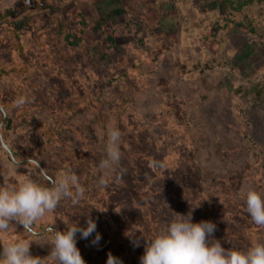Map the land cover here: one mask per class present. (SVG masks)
Here are the masks:
<instances>
[{
  "label": "rangeland",
  "instance_id": "rangeland-1",
  "mask_svg": "<svg viewBox=\"0 0 264 264\" xmlns=\"http://www.w3.org/2000/svg\"><path fill=\"white\" fill-rule=\"evenodd\" d=\"M94 1L32 0L25 7L23 0H0V106L11 127L2 128L4 136L19 158L40 159L51 178H58L51 172L57 160L49 156L57 153L64 161L58 165L70 162L86 189L78 204L64 199L34 225L45 239L31 243L30 253L54 264L46 243L52 233L44 229L64 231L74 222L86 227L91 217L101 239L86 264H107L109 253L123 264H141L145 239L189 211L193 222L216 225L212 238L225 249L264 243V228L252 222L244 196L250 188L264 192V28L257 18L261 33L251 32L235 8L253 5L249 11L257 14L264 0H190L184 7L167 0L158 8L143 0L134 25L87 15L89 31H127L122 47L98 49L93 34L87 45L77 16ZM105 1L112 0L99 4ZM215 4L227 15L208 18L201 36L191 34L188 18L199 30L198 7L207 11ZM184 31L193 40L181 46ZM68 32L83 43L68 46ZM18 96L29 102L17 108ZM110 126L122 133V157L103 173L98 165ZM26 177L38 180L39 172L31 165L12 172L0 156V184L7 178L14 187ZM29 239L13 222L0 235V253L9 242ZM91 241L77 236L82 257Z\"/></svg>",
  "mask_w": 264,
  "mask_h": 264
},
{
  "label": "clouds",
  "instance_id": "clouds-1",
  "mask_svg": "<svg viewBox=\"0 0 264 264\" xmlns=\"http://www.w3.org/2000/svg\"><path fill=\"white\" fill-rule=\"evenodd\" d=\"M13 3H17V0H13ZM23 3L25 7H31L32 0H23ZM28 102L27 97L18 96L15 105L21 108ZM6 111L0 106V112ZM5 119L0 116V156L5 157L10 171L17 172L18 168L24 167L23 159L17 156L10 140L4 137L2 125ZM121 136L118 128L109 127L105 156L98 165L101 172L108 173L120 165ZM40 161L36 158L28 160V164L38 170V180L26 177L13 187L4 178L3 184H0V235L7 233L15 222L22 225L24 232L32 238L3 245L0 264H46L45 257L30 253L31 243L41 244L40 241L45 239L34 225L42 221L47 213L53 212L62 200L70 199L76 205L84 197L86 189L71 167H66L58 178H51L47 168L40 167ZM42 180L50 186L41 183ZM99 184H106L104 177L100 178ZM244 196L246 211L252 222L264 228V192L250 188ZM96 228L97 224L91 217L87 218L86 227L74 222L70 226L66 225L64 231H54L53 225H48L44 231L52 233V236L46 241L51 246L47 257L54 264H86L77 247V233L82 239H88L95 232L91 243L97 245L101 236ZM215 231L216 225L211 221L193 222L192 211L187 214L176 213L164 230L150 240L145 239L141 264H264V243H254L246 251L225 249L219 240L212 238ZM135 243L138 246V241ZM107 264L123 262L109 253Z\"/></svg>",
  "mask_w": 264,
  "mask_h": 264
},
{
  "label": "crops",
  "instance_id": "crops-1",
  "mask_svg": "<svg viewBox=\"0 0 264 264\" xmlns=\"http://www.w3.org/2000/svg\"><path fill=\"white\" fill-rule=\"evenodd\" d=\"M148 1L150 3L149 6L150 7L153 6L155 8H158L160 6V3L161 4L162 3L165 4L167 2V0H148ZM179 1L181 3H184L182 5L183 7L185 6V3L186 4H190L191 3L190 0H179ZM99 2H100V0H95L92 4L88 5V8L87 9L86 8L85 9H81V10L79 9L80 11L77 12V16L78 17H81V22H82V24H80L81 25V29H82L81 31H84V32L86 31L87 32V34L85 33V35L83 36V38L86 36L84 39H87V45L90 46V44L88 43V41L91 40V35L93 34V36H92L93 40L96 43H98V46L96 45L97 46V49L100 46H102V44L103 45H106L107 44L110 48L111 47H118V46L119 47H122L123 44H124V41L122 40V36H123L122 35V32H127L123 28V26H118V27L117 26H113V27L110 26L108 28V31L109 32H105L106 30L105 31H100V29H96L97 32L96 31H89V27L87 29L86 23H88L87 25H90V22H86L85 16L90 15V16H94V17L100 18L101 16H104V15L107 16V14H108V15L112 16V19H111L110 22L113 25H118V23H119L120 20L122 21L121 22V25L123 23H125L127 25H130V24H133L132 16H134L137 13V10L139 8V5L143 2V0H112L109 4H106L108 1L107 2L105 1V3H102V4H99ZM239 3L240 4H238L237 7H235V8L240 13V16H241L240 18L243 19V21L245 22V20L243 18V15H242V12L243 11L241 10L242 9L241 8V5L242 6L245 5V3H241V2H239ZM179 5H180V3H179ZM193 5L196 7L195 2H194ZM246 5L249 6L248 4H246ZM172 10L175 11L174 9H172ZM181 10H184L187 13V10L186 9L183 8ZM188 11L190 12V15H191L192 12L190 10H188ZM198 11H199L200 15L202 16L199 19V21L201 22V24H199V26H198L199 30H196V25H195L196 23L195 24L192 23L194 21V19L188 18L187 23H185L187 26H191V27L194 28L193 30H191V34L195 33V34H193L195 36H199V35L201 36L202 33H204L207 30V28L204 27V25L206 23H208V18H210V20H212L213 22H215V20H216V18L218 16H226L227 15L226 12H225V14H223L221 8L217 4H215L214 7L208 9L207 11H204L201 8L198 7ZM88 12H89V14H88ZM193 14H194V17L196 19V17H197L196 16V12H193ZM163 15L164 16H167L166 13H163ZM227 24H229L233 28H234V26L235 27L237 26L236 24H233V21L232 20H229V19H228ZM217 25H218V23L215 26H217ZM237 27H239V26H237ZM201 28H203V30ZM251 32H253V31L251 30ZM181 33L182 32H180V38L181 39L179 40V42L181 43V46L190 44L189 39L192 37V40H193V36L191 34H187L186 31L183 32L184 34H181ZM196 33H197V35H196ZM257 35H260V34H257ZM216 39H218V36H216L215 40ZM83 41L84 40H82V41L81 40H77V37L69 34V32L65 36V42L67 43L68 46H76L77 43H79V42H82L83 43ZM218 41H220V39H218ZM79 45H80V43H79ZM253 48H255V47H253ZM96 50H94V52H96L95 57H99L101 59H105L104 52L102 54L100 53V55L98 56ZM258 55L261 56V52L258 51V53L256 54V56H258ZM243 61L241 62V64L242 63H248L245 60H243ZM253 63H255V61ZM2 114H3L4 117H6V114L5 113H2ZM9 124H10V122L7 121V117H6V119H5L4 123H3L2 128L5 131H7L8 128H11V127H9ZM9 140H10V136H9ZM49 158H51V161L53 159H56L57 160V162L53 163L54 166H52L54 170L51 171L52 172V175L54 177H58L64 171V169L66 167H71V165H70L71 163L70 162L63 164L64 166H55L56 164L58 165V164H61V163L64 162V161L63 162H59L60 159H59V156H57V153H55L54 155H51V157L49 156ZM28 160L29 159L22 160V164L25 165L24 167L22 166L23 169H27L28 168V165H29L28 164ZM20 168H18V169H20ZM12 176H14V174H12ZM15 182L19 183L20 181L17 180ZM78 219L80 220V218H78ZM77 236L80 237L81 235L79 234ZM89 238L92 240L94 238V236H90ZM94 246H96V245H93L92 244L91 248H89L85 252V254L83 256V258L86 256V263H87V260L90 261V253L94 249ZM87 252H89V253L87 254Z\"/></svg>",
  "mask_w": 264,
  "mask_h": 264
},
{
  "label": "trees",
  "instance_id": "trees-1",
  "mask_svg": "<svg viewBox=\"0 0 264 264\" xmlns=\"http://www.w3.org/2000/svg\"><path fill=\"white\" fill-rule=\"evenodd\" d=\"M255 6L258 7V5H255ZM251 7H253V5H251V6H245V5L242 6L241 5V8H242L241 10L243 11L242 15H243L245 22L249 25V28L253 31L254 34L256 33V35H257V34L261 33L260 30H258V28L261 26H259V22H258L257 18L259 19V21L263 22V26H262V29H263L264 28V18H263L264 12L259 7L257 14H254V13L251 14L250 13L251 11H249ZM47 158H48V156H47ZM55 166H59V165L56 164Z\"/></svg>",
  "mask_w": 264,
  "mask_h": 264
},
{
  "label": "water",
  "instance_id": "water-1",
  "mask_svg": "<svg viewBox=\"0 0 264 264\" xmlns=\"http://www.w3.org/2000/svg\"><path fill=\"white\" fill-rule=\"evenodd\" d=\"M3 113V112H2ZM5 121V120H4ZM3 126V125H2ZM54 230V229H53ZM55 231V230H54ZM80 233H77V235H79ZM89 252H87V254H88ZM84 260H85V262H86V256L83 258Z\"/></svg>",
  "mask_w": 264,
  "mask_h": 264
},
{
  "label": "flooded vegetation",
  "instance_id": "flooded-vegetation-1",
  "mask_svg": "<svg viewBox=\"0 0 264 264\" xmlns=\"http://www.w3.org/2000/svg\"><path fill=\"white\" fill-rule=\"evenodd\" d=\"M4 113V112H3Z\"/></svg>",
  "mask_w": 264,
  "mask_h": 264
}]
</instances>
